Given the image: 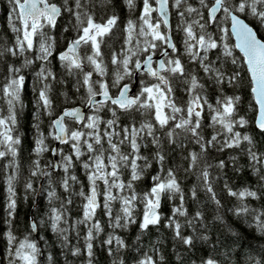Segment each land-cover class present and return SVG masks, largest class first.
<instances>
[{
    "label": "trees",
    "instance_id": "1",
    "mask_svg": "<svg viewBox=\"0 0 264 264\" xmlns=\"http://www.w3.org/2000/svg\"><path fill=\"white\" fill-rule=\"evenodd\" d=\"M45 1L62 15L53 27L40 28L53 47L41 62L35 52L10 57L6 12L16 14L15 3L0 0V85L15 71L23 78L14 144L0 153V264H7L10 239L15 246L36 243L37 264H264V131L254 126L251 82L229 34L227 10L210 23L209 0H169L175 49L161 82L163 120L140 102L123 110L96 106L88 112L96 128L66 121L68 141L58 149L54 171L52 120L64 108L86 106L103 81L112 95L115 82L128 81L124 72L149 48L139 28L155 0ZM224 7L264 42V0H226ZM151 20L165 32L154 11ZM108 23L97 49L87 43L79 53L81 66L58 58L89 24ZM189 35L207 45L194 48V57L183 47ZM163 48L158 41L149 52ZM155 82L139 78V86ZM100 161L112 171L106 182L92 178ZM156 186L160 209L147 223ZM93 192L96 206L89 211Z\"/></svg>",
    "mask_w": 264,
    "mask_h": 264
},
{
    "label": "water",
    "instance_id": "2",
    "mask_svg": "<svg viewBox=\"0 0 264 264\" xmlns=\"http://www.w3.org/2000/svg\"><path fill=\"white\" fill-rule=\"evenodd\" d=\"M169 0H156L155 12L166 31V47L163 51L154 56L148 54L142 62L135 65L133 83L121 85L118 93L111 96L104 81L103 89L100 93L91 95L88 98L87 106H75L64 108L58 117L52 120L54 131V146L51 149L53 156V169L58 168L57 151L58 148L67 143V130L65 120L74 121L80 126L84 123L87 110L99 104L110 103L117 109L130 108L135 104V92L138 86L137 76L140 73L150 72L152 62H156V74L151 75L154 79H160L161 73L165 70L164 59L174 48L171 38ZM213 3L208 9L209 21L212 23L223 9L224 0H212ZM16 11L19 21L22 24L31 23L33 28L39 27L42 18H47L51 26H54L61 15V9L55 4H49L45 0H15ZM1 11V5H0ZM228 31L232 38L235 50L240 53L246 67L250 82L253 102L256 106V116L254 126L258 131H264V42L257 36L255 30L240 16L228 9ZM81 41H71L67 48L59 54L60 60H66L70 56L75 64H78V48ZM153 204L146 214V221L152 222L160 209L162 191L159 188L152 189ZM95 194L92 193L91 201L95 205ZM31 229L36 233L34 221H30Z\"/></svg>",
    "mask_w": 264,
    "mask_h": 264
},
{
    "label": "rangeland",
    "instance_id": "3",
    "mask_svg": "<svg viewBox=\"0 0 264 264\" xmlns=\"http://www.w3.org/2000/svg\"><path fill=\"white\" fill-rule=\"evenodd\" d=\"M148 8L149 9H145L144 19L139 28L140 39L145 40L149 38L150 40L149 48H143V50H146L145 53L144 51H142L144 54H147L149 53V51L155 49L156 43L158 41H162L163 44H166L165 35L161 31L159 23L151 20V16L153 12L150 10V8H154V7L151 5ZM17 19L18 22L20 23L17 14H15L10 8H8V11L6 12V23L8 27L13 30L15 35V39H14L15 50H13L11 54L12 55L15 54L16 56H21L24 52H26V50H29L30 53H34V52L36 53V56L39 58V61L41 62L47 61L51 53L53 52L52 45L47 42V39H43V38L42 39L38 38L34 42L33 37L38 35L39 32L36 31V34L34 35L35 32H32L26 27L22 26L21 25L22 23H20L19 25L14 24V21ZM46 24L47 22L43 23L41 28ZM110 27H111L110 23L105 25L89 24L85 29H83L81 39H84L85 41H89L88 43L91 44V47L95 51L97 49L98 37L103 36L105 33H107ZM132 29L133 27L128 26L125 32L128 42H130V38L132 37ZM189 37L190 39H186V40L185 37H183V47L186 48L187 52L193 54L194 57L195 55L192 50L194 48L199 49V47L204 46L205 43H203L201 39H198V37L194 35H189ZM195 42L198 43L197 46L195 45ZM35 58L36 57H34V59ZM124 59H125L124 62L121 64L123 67L127 66L130 63L128 56L124 57ZM137 61H139V59L135 58L134 64L137 63ZM165 65L169 67L171 65V60H167ZM93 67L97 68V66H93ZM46 68L48 70L47 65L44 70H46ZM123 76L127 78L130 77V74L127 71H125ZM22 82H23V78L20 76L19 72L15 71L14 73H12L11 77H8L6 81L0 85V153L1 154H3L6 151L12 150L11 148L14 144V137H13L14 110L18 108L20 103L19 95L21 91ZM117 83H121V82L118 81ZM152 86H157V88L149 89L148 91L142 90L138 94V97H136L135 99L136 102H140L141 104L153 106V108L156 111L157 119L159 121H162L163 120L162 110L164 106L167 104L165 88H163L161 83H156V85L152 84ZM101 89L102 87H100L99 90ZM194 109L198 110V107H195ZM84 125L86 126L88 125L94 129L97 127V119H92L90 116L88 119L85 120ZM73 137L76 139L78 138V136H73ZM45 150L46 148L45 149L41 147L39 148L40 153H42V151ZM108 164L112 168V164H113L112 159L108 160ZM92 175H93L92 178L101 179L104 182H106L108 176L112 175V171L110 168L106 169L103 163L100 161L95 164V168L93 169ZM156 187L161 189L160 186H156ZM94 200L96 201V196ZM152 204H153V198L151 199V201L148 202L144 216H146L148 209ZM93 207L94 206L92 204L89 205L88 206L89 211ZM10 242H11V246L7 254V260H6L7 264H37L39 254L36 243L30 241H23L19 243L17 246H15L12 244L11 239Z\"/></svg>",
    "mask_w": 264,
    "mask_h": 264
},
{
    "label": "flooded vegetation",
    "instance_id": "4",
    "mask_svg": "<svg viewBox=\"0 0 264 264\" xmlns=\"http://www.w3.org/2000/svg\"><path fill=\"white\" fill-rule=\"evenodd\" d=\"M209 2H210V5H209V7L212 5V3H213V1H211V0H209ZM225 2H226V0H224L223 1V7H224V4H225ZM226 7H224V9H225ZM227 10L228 9H231L230 7L229 8H226ZM150 10L153 12V8H150ZM0 14H1V11H0ZM61 15H62V12H61ZM60 15V16H61ZM1 18V17H0ZM59 19V18H58ZM47 22V24L50 26V24H49V22H48V20L47 19H42V22H41V24H40V26L39 27H35V28H33L32 26H31V23H26V24H21L22 26H24V27H26L27 29H29L30 31H32V32H35L34 33V35L36 34V31H38L39 32V34L38 35H36L35 37H33L34 38V42L38 39V38H40V39H47L48 37H47V31H43L42 29H40L41 28V26L43 25V23H46ZM12 31V44H13V49H11V51H10V57L12 56H14V55H12L11 53L13 52V50H15V44H14V39H15V35H14V32H13V30H11ZM109 31V30H108ZM33 35V36H34ZM82 37V36H81ZM81 37L79 38V39H81ZM100 37V36H99ZM33 38H32V41H33ZM79 39H77V40H79ZM72 41V40H71ZM70 41V42H71ZM33 42V43H34ZM70 42H68L67 43V45H65V47H64V49L62 50V51H64L66 48H67V46L69 45V43ZM89 41H85L84 39H83V42H81V44L79 45V48H78V59H79V53H81V52H86V50H87V48L85 47V45H87V43H88ZM156 49V48H155ZM155 49H153V50H155ZM158 49V48H157ZM164 49V48H163ZM162 49V50H163ZM61 51V52H62ZM157 51V50H156ZM156 51H153V52H150V53H153L155 56H157L158 55V53L157 54H155V52ZM150 53H147V54H150ZM31 53L29 52V50H26V52H24L22 55H21V59H23V57L24 56H28V55H30ZM16 56V55H15ZM145 56L146 55H144L142 58H140L139 59V61H137V63H139V62H142L143 61V59L145 58ZM18 57H20V56H18ZM88 58V57H87ZM168 58V57H167ZM167 58H165L164 59V61L163 62H165L166 63V60H167ZM71 62H70V61ZM63 61H66V62H68L69 64L70 63H73L76 67H79V66H81V63H80V59H79V65H77V64H75L74 63V61L69 57V58H67L66 60H63ZM137 63H135V64H133V66H132V68H131V70L130 71H128V73L130 74V77H127L126 78V80H128L127 82L125 81H123V80H121L120 82L121 83H114L113 85V87L116 89V93L114 94V95H112L111 93H110V90H109V87L107 86V89H108V92L110 93V95L111 96H115L117 93H118V91H119V89H120V87H121V85H123V84H125V83H127V84H132L133 83V76H134V72H135V65L137 64ZM165 65V64H164ZM156 69H157V65H156V62H152V64H151V68H150V72L149 73H146V72H143V73H140V74H138V76H137V82H138V86H137V89H136V96H135V98L136 97H138V94L142 91V90H145V91H148L149 89H155V88H157V86H152V84H149V85H144V86H139V78H141V79H145V78H149V79H151V80H155V79H153V77L151 76V75H155L156 74ZM166 70H167V66L165 65V70L161 73V75H163V73H165L166 72ZM14 73V72H13ZM161 80V78L159 79V81ZM106 82V81H105ZM106 84H107V82H106ZM154 85H156V83H154ZM102 86H103V83H102ZM101 86V87H102ZM102 90H99L97 93H94V94H98V93H100ZM91 95H93V94H90L89 95V97L91 96ZM88 97V98H89ZM88 98H87V102H88ZM87 102H86V106H87ZM106 104V103H105ZM110 104V103H109ZM99 105H102V104H99ZM99 105H96V106H99ZM111 105V104H110ZM86 106H81V107H86ZM95 106V107H96ZM75 107V106H74ZM94 109V107L92 108V109H90V110H93ZM89 110H87L86 111V114H85V120L86 119H88L89 117H90V115H89ZM66 121H69V122H74V121H70V120H65L64 121V124H66ZM75 123V122H74Z\"/></svg>",
    "mask_w": 264,
    "mask_h": 264
}]
</instances>
